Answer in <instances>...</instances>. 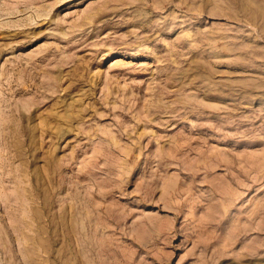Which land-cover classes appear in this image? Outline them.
Instances as JSON below:
<instances>
[{"label": "rangeland", "instance_id": "rangeland-1", "mask_svg": "<svg viewBox=\"0 0 264 264\" xmlns=\"http://www.w3.org/2000/svg\"><path fill=\"white\" fill-rule=\"evenodd\" d=\"M0 264H264V0H0Z\"/></svg>", "mask_w": 264, "mask_h": 264}]
</instances>
